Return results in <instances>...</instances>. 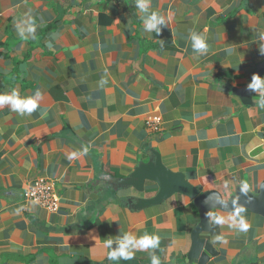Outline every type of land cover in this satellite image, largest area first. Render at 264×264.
I'll return each instance as SVG.
<instances>
[{
    "label": "crops",
    "instance_id": "obj_1",
    "mask_svg": "<svg viewBox=\"0 0 264 264\" xmlns=\"http://www.w3.org/2000/svg\"><path fill=\"white\" fill-rule=\"evenodd\" d=\"M150 9L167 21L159 34L144 31L135 0H0V94L41 92L31 115L0 106V264H151L153 254L160 264H199L188 258L200 222L190 197L137 208L159 186H118L154 151L202 192L230 198L242 183L259 191L264 108L259 94L247 104L226 86L247 87L264 61V0H151ZM26 15L35 39L17 34ZM191 32L207 36L206 54L193 50ZM38 178L54 184L57 211L26 199ZM241 215L246 232L210 220L206 264H264V217ZM124 233L157 235L159 246L110 261L106 239Z\"/></svg>",
    "mask_w": 264,
    "mask_h": 264
},
{
    "label": "water",
    "instance_id": "obj_2",
    "mask_svg": "<svg viewBox=\"0 0 264 264\" xmlns=\"http://www.w3.org/2000/svg\"><path fill=\"white\" fill-rule=\"evenodd\" d=\"M255 74H264V61L257 67ZM229 90L238 94L245 103L252 104L254 93L247 87L237 88L227 83ZM154 158L150 162H142L126 178L118 180L119 187L129 189L134 188L137 193H144L147 182H153L159 186L158 193L151 198L137 197V204L134 207L143 208L154 204L162 203L175 193L184 194L190 197L196 205L200 222L193 229L192 246L188 254L190 261L197 259L199 264H206L211 256L215 254L214 246L210 240L202 236L204 232L211 230L210 211L222 209L233 212L236 208H243L258 213L264 217V182H262L257 193L248 191L242 192L241 186H238L230 198H225L217 190L201 191L200 188L193 185L187 179L185 173L175 172L169 168L163 161L160 152L154 151Z\"/></svg>",
    "mask_w": 264,
    "mask_h": 264
},
{
    "label": "clouds",
    "instance_id": "obj_3",
    "mask_svg": "<svg viewBox=\"0 0 264 264\" xmlns=\"http://www.w3.org/2000/svg\"><path fill=\"white\" fill-rule=\"evenodd\" d=\"M150 2L151 0H135V7L143 14L141 18L144 22V31H155L159 34L161 32L160 26L167 25V21L164 15L150 9ZM37 27L35 19L27 15L22 19H18L15 24L17 34L23 39H35ZM189 38L193 50L198 55H204L208 52L209 46L206 43L207 36L205 34L191 32ZM259 39L264 40V30L259 32ZM259 52L261 55H264V45L260 47ZM247 89L259 94L260 98L256 101V104L264 108V77L259 74H253L251 81L247 85ZM40 97L41 92L39 90L33 96H21L17 90H11L10 93L0 94V106L9 105L12 111L20 115H31L40 107ZM83 151L86 153L88 149L84 148ZM241 191L245 193L248 191L247 183H242ZM243 211V208H236L234 214L230 217H225L218 213L212 214L210 220L213 224L220 226L230 221L228 223L229 228L239 232H246L249 225L245 221L244 216L241 215ZM214 239L215 241H220L222 237L216 236ZM159 242L160 240L157 235L148 233L139 238L130 233L120 234L114 238L110 236L105 242L106 247L109 249L107 257L110 261L132 260L137 250L155 249L159 246ZM114 244L116 245L115 247H113ZM151 264H160V260L155 254L151 256Z\"/></svg>",
    "mask_w": 264,
    "mask_h": 264
},
{
    "label": "built area",
    "instance_id": "obj_4",
    "mask_svg": "<svg viewBox=\"0 0 264 264\" xmlns=\"http://www.w3.org/2000/svg\"><path fill=\"white\" fill-rule=\"evenodd\" d=\"M161 124L162 118L159 115H152L148 119V125L153 131H159ZM25 197L51 212L57 211L61 203L60 195L54 184L46 178H38L30 184L25 192Z\"/></svg>",
    "mask_w": 264,
    "mask_h": 264
}]
</instances>
